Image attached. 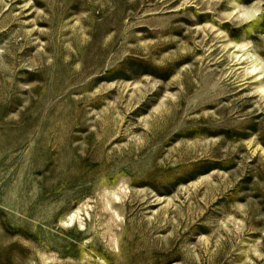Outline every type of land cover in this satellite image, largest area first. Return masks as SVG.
<instances>
[{
  "label": "rangeland",
  "instance_id": "rangeland-1",
  "mask_svg": "<svg viewBox=\"0 0 264 264\" xmlns=\"http://www.w3.org/2000/svg\"><path fill=\"white\" fill-rule=\"evenodd\" d=\"M0 264H264V0H0Z\"/></svg>",
  "mask_w": 264,
  "mask_h": 264
}]
</instances>
